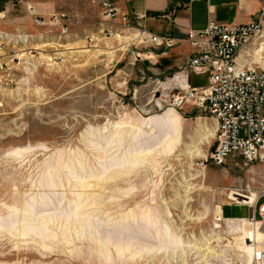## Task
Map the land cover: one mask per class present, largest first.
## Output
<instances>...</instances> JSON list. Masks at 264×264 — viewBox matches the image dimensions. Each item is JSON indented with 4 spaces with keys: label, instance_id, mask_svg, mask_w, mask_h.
I'll list each match as a JSON object with an SVG mask.
<instances>
[{
    "label": "rangeland",
    "instance_id": "1",
    "mask_svg": "<svg viewBox=\"0 0 264 264\" xmlns=\"http://www.w3.org/2000/svg\"><path fill=\"white\" fill-rule=\"evenodd\" d=\"M138 33L106 36L99 0H0V264H248L226 219L249 209L215 211L264 161L207 162L214 119Z\"/></svg>",
    "mask_w": 264,
    "mask_h": 264
},
{
    "label": "built area",
    "instance_id": "2",
    "mask_svg": "<svg viewBox=\"0 0 264 264\" xmlns=\"http://www.w3.org/2000/svg\"><path fill=\"white\" fill-rule=\"evenodd\" d=\"M127 1L99 0L106 36L114 37L120 29L145 19L143 14L122 13L118 5ZM33 9L29 7V10ZM64 18L56 16L53 21L59 23ZM36 22L40 26L45 24L41 19ZM138 27L139 34L148 43L168 48L174 46L172 38L150 34ZM263 38L264 19L261 18L241 25L219 24L211 19L205 30L188 34V41L197 47V51L187 68L195 75L206 76L208 84L196 89L174 88L169 98L174 108L193 101L216 121V145L207 157V162L213 166L225 167L229 163L241 162L252 165L264 161ZM250 45V53L242 55ZM3 49L0 42V53ZM1 58L0 55V70L7 67ZM21 61L18 57L13 60L17 64ZM252 204L230 205L247 207L248 219L253 209L254 222L264 230V193L259 194ZM252 260L254 264H264V238Z\"/></svg>",
    "mask_w": 264,
    "mask_h": 264
},
{
    "label": "crops",
    "instance_id": "3",
    "mask_svg": "<svg viewBox=\"0 0 264 264\" xmlns=\"http://www.w3.org/2000/svg\"><path fill=\"white\" fill-rule=\"evenodd\" d=\"M118 6L122 13L145 15L143 21L133 23L137 29L140 26L150 34L174 40V46L170 48L150 43L149 50L141 59H152L160 69L173 73L171 87L174 88L196 89L208 84L206 76H200L207 78L205 86L195 84L193 76L198 75L187 68L197 51V47L188 41L189 33L205 30L211 19L219 24L241 25L264 17V0H128ZM249 48L251 45L242 51V55ZM215 125L217 128L216 121ZM225 206L229 205L221 206L222 216Z\"/></svg>",
    "mask_w": 264,
    "mask_h": 264
},
{
    "label": "bare ground",
    "instance_id": "4",
    "mask_svg": "<svg viewBox=\"0 0 264 264\" xmlns=\"http://www.w3.org/2000/svg\"><path fill=\"white\" fill-rule=\"evenodd\" d=\"M138 35H140V38L143 37L139 33H138ZM262 41L264 42V38L262 39ZM249 51L250 50H248L247 53H250ZM119 129L120 128H118V130ZM213 132H210V131L206 130L205 131L206 137H212L213 138ZM173 142H175V140ZM169 147H171V145ZM258 196L259 195H257L256 193L245 195V194H242V193H239V192L232 191V192H230L229 194H227L225 196V200H224L223 204H225V205H230V204H234V203L252 204L258 198ZM253 206L254 205L252 204V207ZM221 212H222L221 211V206H218L216 208V211H215L216 216H217V221H221L222 218H223L222 215H221ZM226 221L229 222V223H235V228H234V226L232 227L233 231L241 232V234L245 233V234H247L248 237H250V238H248V239H250L249 240L250 244L241 245V251L245 254V256H247L248 264H254L253 260H252V256H253V253L256 251V249H259L261 247V243H262V240L264 238V230L260 226L259 223L254 222V220H253V209H252V215H251L250 219H248V218L247 219H241V218H239V219H229V220L226 219ZM246 241H247V239H246Z\"/></svg>",
    "mask_w": 264,
    "mask_h": 264
}]
</instances>
